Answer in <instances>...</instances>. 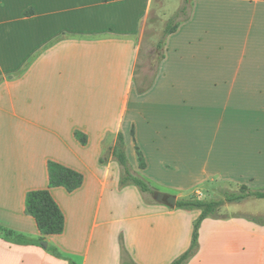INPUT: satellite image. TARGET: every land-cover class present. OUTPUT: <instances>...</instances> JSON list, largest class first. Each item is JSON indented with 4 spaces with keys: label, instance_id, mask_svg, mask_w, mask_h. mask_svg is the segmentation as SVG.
I'll list each match as a JSON object with an SVG mask.
<instances>
[{
    "label": "crops",
    "instance_id": "crops-1",
    "mask_svg": "<svg viewBox=\"0 0 264 264\" xmlns=\"http://www.w3.org/2000/svg\"><path fill=\"white\" fill-rule=\"evenodd\" d=\"M153 1L0 0V227L47 242L0 235V264H68L49 247L76 264H122L121 243L136 264L186 250L195 213L119 185L118 133L132 170L176 199L210 182L264 187V0H191L139 94L133 71ZM49 161L83 181L49 188L64 229L42 236L24 201L47 188ZM248 216L203 218L185 264H264V223Z\"/></svg>",
    "mask_w": 264,
    "mask_h": 264
},
{
    "label": "trees",
    "instance_id": "trees-1",
    "mask_svg": "<svg viewBox=\"0 0 264 264\" xmlns=\"http://www.w3.org/2000/svg\"><path fill=\"white\" fill-rule=\"evenodd\" d=\"M109 1V0H104ZM190 2L191 0H182L178 9L164 22V26L161 32L160 38L157 40L155 47L151 51L153 59L147 63V68L140 75H137L139 71V59L140 50L136 59V63L133 71V81L137 93L146 92L152 85V82L156 76L158 65L163 56V47L165 38L168 34L173 33L178 25L187 20L190 16ZM149 54V57H151ZM78 138L83 143L85 137L76 133ZM137 155V162L140 168L145 167V162L142 152L137 146L134 147ZM112 156L116 159L120 166V179L119 185L121 187L127 185L136 186L140 192L152 194L156 189L150 185V183L140 176L138 173L132 170L125 152V143L123 135L117 134L115 145L111 152ZM100 162L103 159L100 158ZM48 170V186L43 189H34L26 193L24 208L25 212L31 215L36 223V227L42 236L60 234L64 229V214L59 205L51 195L49 188L51 187H63L66 191L71 192L81 186L83 181V175L67 166H64L58 162L49 161L47 164ZM221 197L219 199H203L198 198L194 194H191L188 198L177 199L176 207L184 210L191 208H199L200 214L194 220L191 232L190 244L180 255L173 259L169 264H185V262L196 251L198 226L203 218L207 216L220 217L218 209L225 203H239L249 197L264 200V187L250 188L246 185H240L238 189L230 190L227 188L219 187ZM249 219L256 223H264V217L262 216H248ZM0 235L5 239L17 243V244H39L43 238H30L25 235L16 233L9 229H3L0 227ZM121 243V241H120ZM50 252L59 258L68 260V264H75L66 256L58 252L54 247L48 248ZM127 251L121 243V258L122 264H136L130 258L126 259Z\"/></svg>",
    "mask_w": 264,
    "mask_h": 264
},
{
    "label": "rangeland",
    "instance_id": "rangeland-1",
    "mask_svg": "<svg viewBox=\"0 0 264 264\" xmlns=\"http://www.w3.org/2000/svg\"><path fill=\"white\" fill-rule=\"evenodd\" d=\"M172 2H178V0H154L152 3V11L149 17L147 18L143 33L139 39V50H140V59H139V71L137 72V75H140L141 72H144L147 68V63L153 59V56L151 55L152 49L155 47V44L157 40L161 36V32L164 26V22L166 19H168L173 13L169 14V9L165 10L166 5L171 6ZM149 54L151 57H149ZM115 141V135L109 134L106 135L103 140V153H107V148L109 145H112ZM133 145H134V139H133ZM137 158V155H136ZM211 183V184H210ZM206 183L205 185H200L196 189L191 191H186L183 193L184 198H188L191 193H193L195 196L203 199H219L221 197L219 192V186L220 184L216 183ZM221 186H224L228 189H237L239 185H232V184H223ZM162 187H168L167 185H162ZM157 190H160L159 188H156ZM172 193V192H169ZM176 196L177 193H172ZM139 196V195H138ZM141 200L154 203L152 197L150 194H145L140 197ZM188 213L193 214L195 213V219L200 214L199 208H191L188 209ZM218 213L220 217H230V216H237V215H258L264 217V200L263 199H256L253 197H249L245 200H242L239 203H233V204H223L222 207L218 209ZM194 219V220H195ZM56 257V256H55ZM67 259L71 260L76 264V260L73 257L66 256ZM59 258V257H58ZM64 259V258H61ZM66 260V259H64ZM68 262V260H66Z\"/></svg>",
    "mask_w": 264,
    "mask_h": 264
},
{
    "label": "water",
    "instance_id": "water-1",
    "mask_svg": "<svg viewBox=\"0 0 264 264\" xmlns=\"http://www.w3.org/2000/svg\"><path fill=\"white\" fill-rule=\"evenodd\" d=\"M152 198L158 202V203H162V204H166L169 207H175L176 206V196L173 194H168V193H164V192H160V191H155L152 193ZM44 247L47 246V242L46 241H41L40 242Z\"/></svg>",
    "mask_w": 264,
    "mask_h": 264
}]
</instances>
